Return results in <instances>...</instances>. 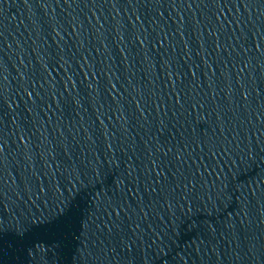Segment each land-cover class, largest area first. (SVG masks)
<instances>
[{
    "label": "water",
    "instance_id": "obj_1",
    "mask_svg": "<svg viewBox=\"0 0 264 264\" xmlns=\"http://www.w3.org/2000/svg\"><path fill=\"white\" fill-rule=\"evenodd\" d=\"M5 8L4 15L7 19L4 21L6 28L4 34L7 36L9 46L4 47V51L0 53V63H3L7 69L8 97L9 103L13 105L12 112L6 118L5 123L6 125L10 124L11 120L15 119L18 124L33 129L35 134L26 140V143L31 142L30 161L25 160L22 155L17 153L16 145L20 143L19 139L17 138L15 143H12L10 138L5 149V155L8 157L7 175L9 178L3 191L8 197L11 212L25 211V204H27V208L36 213L37 209L30 202H27L26 197H23L21 177L31 179L29 171H35L40 176L41 181L45 184L49 183L52 177L47 175L48 169L44 162L45 159L52 166L56 186L65 196L68 195V189L71 188L72 184L77 185V189L80 188V184L88 185L83 190L77 191L73 198V204L77 211L71 221L70 230L77 239L71 240L69 246L60 249L56 253L58 258L53 255L55 250L53 252L47 251L49 243L47 239H44V243L41 241L39 245L41 249L45 245L47 253L45 259L48 264H53V261L54 264H72L77 248L80 247L79 236L81 226H83V218L96 200L106 199L107 196L112 195L117 178H123L122 174L127 159L120 149L124 148L128 155H131L128 145L134 144L137 155H146L143 153V143L148 136L155 132V109L149 100L150 91L162 94L164 83L167 81V77L164 75L165 69L161 63L162 57L174 56L176 64L184 73L182 79L187 81H192V75L188 73L189 65L192 67V71L200 79L199 87L192 83V88L195 89L192 94L199 93L200 98H206L207 106L203 110L204 115L215 127L216 113L211 111V105L213 99L217 105H226L225 91L222 90L224 85L217 81L215 93L209 91L204 83V73L207 69L197 56L200 43H203L211 54L212 47L208 35L210 26L206 30L202 25L198 37L193 32L192 27L187 25V22L193 12L196 15V20H201L200 12L202 10L195 7L191 12L187 9H177L176 11L184 17L187 25L183 29V41H181L180 34L175 31L176 24L180 23L179 17L171 8H161L160 16H156L154 12L151 13V16L157 21V24H164L165 33H171L170 40L175 41V52L171 48H160L159 46L153 50L151 43L146 45L145 52H141L139 44L134 41L132 36L129 19L132 23H136V18L132 16L130 9L118 8L113 11L106 7L95 8L93 11L96 15L93 17L87 9H68L63 4L61 7H56L53 4L52 8H41L36 0H29V6H25L24 0H7ZM126 11L127 15H125ZM117 12L119 13L118 16H116ZM249 12L253 16V21L256 22L257 26H260L261 22L256 21L259 10L249 9ZM217 14L219 15V11ZM240 14L243 17L241 22L243 28L248 23V14L244 12L243 8L240 9ZM235 15L236 9L234 8L231 11L229 9L223 10L220 22L224 24L226 32L224 34L218 33V35L224 44L228 43L232 31L236 30V24L232 22V17ZM114 16L119 20V28L116 27L113 20ZM73 17L81 23L76 24ZM212 19L215 21L214 17ZM173 20L176 21L175 24ZM141 22L147 29L150 23L147 16H142ZM229 22H232L231 29H228ZM204 24H207V21H204ZM155 27L156 25H153V28ZM248 27L252 28V24L248 23ZM73 28H76L75 34ZM118 32L119 36L117 35ZM185 43L188 44V56H184ZM232 43L239 51V46L236 45L235 40ZM249 46H253L251 33L248 34V39L245 42V47ZM121 49H126L123 55ZM60 56H63L64 60L67 61L63 67L58 62ZM145 56L148 57L147 61L144 59ZM182 56L184 59H181ZM205 58L207 59V57ZM83 59L95 63L97 67L102 63L106 64L107 68L110 69L108 76L112 77V82L116 85V90L112 94L122 97L119 100L120 110L115 114H113V110L116 105H112L108 97V91L111 89L106 91L101 86L97 96L95 93L90 94L86 88L84 73L81 72L80 67L83 64ZM186 60L188 61L187 64L185 63ZM226 62L229 71L232 72L231 62ZM41 63H44L51 73L48 78L51 93L44 95L43 100L37 102L29 112L26 110L25 103L27 97L19 89L20 75L26 74L28 77L38 78L42 73ZM222 67L223 65H221ZM84 71L87 72L86 67ZM212 71L217 77L219 76V69L215 63ZM66 73L67 76L72 77L71 81L67 79ZM253 78L255 82L254 84L249 82L248 90L252 108L258 109V100L264 104V77L261 76L260 67L254 68ZM87 79L92 81L93 76L89 74ZM104 79L102 73L96 74L97 81L103 83ZM128 80L132 82V87L140 88L144 95L142 110L147 122L140 120L139 114L135 111L132 101V96L135 94L132 93V87L127 84L126 81ZM121 84L124 85V88L120 87ZM232 87L233 107H236L239 88L235 84L234 75ZM125 88L128 89L127 92L124 90ZM44 92H49L48 86L45 87ZM53 95L56 97L55 103L52 99ZM57 103L60 104L59 110L56 107ZM5 111H7L6 108ZM200 111L198 106L196 112ZM121 113H123L126 123L124 121L120 123L127 129L126 132L115 127L117 118ZM97 115H100V119L103 120V128L96 119ZM249 115L252 124L249 125L245 119L244 125L239 127H247L252 130L260 128L264 131V124L256 123V115H259V111L252 112L250 109ZM190 119L195 123V114ZM261 119L264 121V116ZM185 128H188L187 124H185ZM169 130L173 137L179 138V133L176 129L171 128V124H169ZM204 130H208L211 134L208 125L201 122L197 126V131ZM190 131L191 129H188L185 135H188ZM216 133L219 134L218 129ZM225 135L228 133L226 132ZM259 135L257 132L256 136H252L249 132L248 139H244L241 135L238 141L233 142L234 147L238 145L237 153L247 155L251 150L254 157V162L248 167H241L234 177L237 184H245L246 189L247 185L251 187L246 192V196L249 198L250 222L245 227L241 226L240 221L243 219V215L239 213V205L236 201L238 194L232 196V201L226 208L215 199L213 185L218 183L216 177L221 175V170L223 172L221 179L225 177L228 180L231 179L228 172V169L232 167L231 162L228 156L221 152L216 156V162L219 166L216 167V162H214L213 165L209 166L208 172L204 173L207 187L198 184L185 199H181L183 189H176L169 197L172 210H169L168 205L163 204V200L156 203L151 211L149 206L145 207V212L148 213V222L153 225L154 233L148 232L147 226L141 224L146 235L143 237V244L138 243L132 249L131 257L134 258V264H217V257H219V264H264V224L261 223V220L264 219V207L250 198L251 191L256 190L258 178L264 176V163H262L264 161V143L258 144ZM168 138L169 132H165L162 139ZM229 139H231L230 136ZM106 142L112 145L111 153L105 147ZM194 149L195 145H192V150ZM48 151L52 152L53 156H44L42 159V154ZM231 155L234 159L239 158L236 154ZM109 158L116 160V165L111 168H109ZM193 158H196L195 153ZM204 159L205 165H208L209 158L205 157ZM196 160L199 164V159L196 158ZM132 163H137L135 157H133ZM57 164L60 165L59 170H57ZM189 165H191V160H189ZM213 168H215V172H213ZM93 169L100 173L99 182L95 180ZM201 172L203 173V168ZM89 181H92L90 185ZM260 182L264 183V179H261ZM125 184L127 185L126 178ZM140 191L145 205H148L149 197L143 193L142 188ZM228 191L232 192L230 183ZM15 192L21 193V200L17 201ZM125 194L127 195V191ZM135 194V191H132L131 195H128V204L131 206L129 214L133 216L134 220H138L139 211L132 199ZM257 195L259 196V193ZM229 221L233 225L232 233L226 228ZM127 223L128 221L125 220V225ZM212 230H214V239L209 235ZM233 233L237 237L236 240L232 238ZM210 241L216 245L215 250L209 246ZM85 243L87 244V248L83 250L85 257L91 256L90 259H87V264H125V258L128 254L126 250H122L118 241L111 245L115 251L107 252L106 262L103 254L97 252L98 243L94 246L91 237ZM252 244H255L256 247L254 251L249 253L248 249ZM108 247L105 245L106 249ZM97 255H100V259H96ZM14 259V257L8 256L5 249L4 258L0 259V264H12ZM18 260L19 264H37L35 260L23 253L19 255Z\"/></svg>",
    "mask_w": 264,
    "mask_h": 264
},
{
    "label": "snow or ice",
    "instance_id": "obj_2",
    "mask_svg": "<svg viewBox=\"0 0 264 264\" xmlns=\"http://www.w3.org/2000/svg\"><path fill=\"white\" fill-rule=\"evenodd\" d=\"M36 3L41 8H52L53 4L56 7H61V4H63L68 9L83 8L91 12L93 17L96 15L95 11H93L95 8L106 7L111 8L113 11L118 8L130 9L132 16L136 18V23H132L131 19H129L132 36L134 41L139 44L141 52L146 51V45L149 43L152 44L153 50L159 46L160 48H171L175 52V41L170 40L171 33H165L164 24H157V21L152 19L151 16L153 12L156 16H160L161 8H171L176 13V16L179 17L180 23L176 24L175 31L180 34L181 41H183V29L187 25L192 27L193 32L198 37L200 36L202 25L206 30L210 26L208 35L210 37L209 43L212 47L211 54L204 44L200 43V50L197 52V56H199L200 62L207 69L204 73V83L209 88V91L215 93L217 81L222 82L224 85L222 90L225 91V99L227 101L226 105L221 106L217 105L213 99L211 111L216 113L215 127H213L212 122L205 118L203 111L207 106L206 98H200L199 93L192 94L195 91L192 88V83H195L196 87L200 85V79L192 71V67L190 65L188 67V73L192 75V81H187L182 79L184 73L176 64L174 56L161 58L167 81L164 83L162 94L150 91L149 100L155 109V132L148 136L143 143V153H146V155H137L136 145L134 144L128 145L131 155H128L124 148L120 149L127 159L122 174L123 178H117L112 195L107 196L106 199L96 200L95 198V204L83 218V226H81L79 236L80 247L77 248L72 264H87V259L91 258V256L86 258L83 251L87 248L85 241L89 237L93 239L94 246L96 243L99 244L97 252L103 254L105 262L107 261V252L115 251L111 245L118 241L122 250H126L128 254L125 258V264H134V258L131 257L132 249L138 243L142 245L143 237L146 235L141 224L147 226L148 232L154 233L153 225L148 222V213L145 212V207L149 206L151 211L156 203L163 200V204L168 205L169 210H172L169 197L176 189H183L181 199H185L198 184H203L207 187L204 173L208 172L209 166L216 162V156L221 152L228 156L231 162L232 167L228 169L231 179L228 180L227 177L221 179L223 175L221 170V175L216 177L218 183L213 185L215 199L226 208L231 203L232 196L238 194L236 195V201L239 205V213L243 215L240 223L242 227H245L250 222L249 198L246 196V192L251 187L247 185L246 189L245 184H237L234 177H236L241 167L250 166L254 162V157L251 150H249L247 155L237 153L236 148H238V145L234 147L233 142L238 141L241 135H243L244 139H248L249 132H251L252 136H256V133L259 132L258 144L264 143V131L260 128L253 126L255 130H252L247 127H239L244 125L245 119H247L249 125L252 124L249 115L250 109L252 112L259 111V115H256V123L264 124L261 119L264 116V104H261L258 100L257 105L259 108H252L248 90L249 82L253 84L255 82L253 78L255 67L261 68V76L264 77V0H36ZM5 4H7V0H0V53L4 51V47L9 46L7 36L4 34L6 31L4 21L7 19L4 15ZM24 4L29 6V0H24ZM194 7L202 10L200 12L201 20L197 21L193 12L186 25L184 17L180 16V12L176 10L187 9L191 12ZM232 8L236 9V15L232 17V22L236 24V30L232 31L228 43L224 44L218 35V33L224 34L226 32L224 24L220 22L221 16H223L224 9L231 11ZM241 8L248 14L247 21L252 24V28L248 27V23L243 28L241 27L243 20L240 14ZM249 9L259 10L256 21L261 22L260 26H257L256 22L253 21V16ZM218 11L219 15L217 14ZM118 15L119 13L117 12L116 16ZM125 15H127V11ZM169 15L171 17V13ZM116 16L113 17V20L116 27L119 28L120 24ZM142 16H147L150 20L147 29L141 22ZM213 17L215 21H213ZM73 20L76 24L81 23L75 17H73ZM204 21H207V24H204ZM232 22H229L228 29H231ZM173 23L175 24L176 21L173 20ZM89 24H91V21H89ZM153 25H156V27L153 28ZM75 32L76 28H73V33L75 34ZM249 33H251L254 52L253 46L245 47ZM117 35L119 36V32ZM257 37H259V40H257ZM233 40L239 46V51H237V47L233 46ZM125 50L121 49L122 55ZM184 56H188L187 43L184 44ZM144 59L147 61L148 57L145 56ZM181 59H184V57L182 56ZM226 61L231 62L232 72L229 71ZM58 62L61 67L67 63L63 56L58 58ZM125 62L127 63V61ZM185 63L187 64L188 61L186 60ZM214 63L219 69L218 77L212 71ZM221 65H223L222 68ZM40 67L42 73L38 78L28 77L26 74L20 75L19 89L27 97L25 103L26 110L29 112H31L37 102L43 100L44 95L51 93V85L48 79L51 73L44 63H41ZM80 67L81 72L84 73L85 86L89 93H95L98 96V89L101 86L106 91L111 89V91H108V97L112 105H116L113 114L118 112L120 110L119 100L122 97L112 94L116 90V85L113 84L112 77L108 76L110 69L107 68V65L102 63L97 67L95 63L90 62L88 59H83V64ZM85 67L87 72L84 71ZM6 73V67L3 63H0V259L4 258L6 249L8 256L15 258L12 264H19L18 257L21 253L35 260L37 264H48L45 259L47 255L45 245L41 249L39 247L40 242L47 239L49 242L47 251L53 252L55 250L53 255L58 258L56 253L60 249L69 246L71 240L77 239L70 230L71 221L77 211L76 206L73 204V198L77 191L83 190L88 185L80 184V188L77 189V185L72 184L71 188L68 189V195L65 196L56 186L52 166L45 159L44 162L48 169L47 175L52 177L49 183L45 184L41 181L40 176L35 171H29L31 179L21 177L23 197H26L27 202H30L37 209V212L33 213L31 209L27 208V204H25V211L11 212L9 210L8 197L3 191L4 185L7 184L9 178L7 175L8 157L5 155V149L9 144L10 138L12 143H15L18 138L20 143L16 145L17 153L22 155L25 160L30 161L31 142L26 143V140L34 135L35 132L33 129L18 124L15 119H12L10 124L6 125L5 123L13 108V105L9 103ZM97 73L104 75L103 83L96 80ZM89 74L93 76L92 81L87 79ZM65 75L67 76V73ZM233 75L235 76V84L239 88L236 107H233ZM67 79L71 81L72 77L67 76ZM126 82L129 87H132L130 80ZM149 82L151 83V81ZM46 86L49 89L48 93L44 92ZM120 87L124 88V85L121 84ZM124 90L128 91L127 88ZM65 91H67V88H65ZM132 93L135 94L132 96V101L135 111L139 114V119L147 122L145 113L142 110L144 95L141 89L132 87ZM17 94L19 95V92ZM52 99L55 103V95L52 96ZM198 106L201 111L197 113L196 109ZM56 107L59 110L60 104L57 103ZM102 107L104 106L102 105ZM5 108L7 111H5ZM193 114H195V123L190 119ZM149 115L151 116V113ZM96 119L100 122L101 128H103V120L100 119V115H97ZM121 121L126 123L123 113L117 118L115 127L122 132H126L127 129L123 127V124L120 123ZM201 122L208 125V128L211 129V134H209L208 130L197 131V126ZM169 124H171L172 129H176L179 133L178 139L172 136ZM185 124L188 126L187 129ZM188 129H191V131L188 135H185ZM217 129L219 130L218 135L216 133ZM165 132H169L168 139H162ZM226 132L228 135H225ZM229 136L231 139H229ZM192 145H195L194 150H192ZM105 147L111 153L112 145L106 142ZM194 153L195 157L199 159V164H197L196 158H193ZM231 154H236L239 158L234 159ZM44 156L52 157L53 153L50 151L43 153L42 159ZM133 157L137 161L136 164L132 163ZM205 157L209 158L208 165H205ZM109 160V168L116 165L115 159L109 158ZM189 160H191V165H189ZM218 166V162H216V167ZM59 167L60 165L57 164V170H59ZM202 168L203 173L201 172ZM213 172H215V168H213ZM93 175L96 182H99L101 176L96 169H93ZM125 178L127 179V185L125 184ZM261 179H264V176L258 178L259 182L256 185V190L251 191L250 198L264 207V183L260 182ZM69 183L71 184V181ZM91 183L92 181H89V185ZM229 183L232 186L231 193L228 191ZM129 185L131 187H128ZM140 188L149 197L148 205L144 203ZM126 191L127 195L125 194ZM132 191L136 193L132 199L135 201L139 211L138 220H134L133 216L129 214L131 206L128 204V195H131ZM257 193H259V196ZM15 196L17 201L22 199L20 192H15ZM213 206L215 207V205ZM125 220L128 221L127 225H125ZM261 223L264 224V219L261 220ZM226 228L232 233L233 225L231 221L226 225ZM38 229L40 230L38 231ZM209 235L214 239V230L210 231ZM232 238L233 240L237 239L234 233ZM153 243H155V240H153ZM105 245L109 247L106 249ZM209 246L213 250L216 248V245L212 244L211 241ZM255 247V244L250 245L249 253L254 251ZM96 259H100V255H97ZM217 264H219V257H217Z\"/></svg>",
    "mask_w": 264,
    "mask_h": 264
}]
</instances>
